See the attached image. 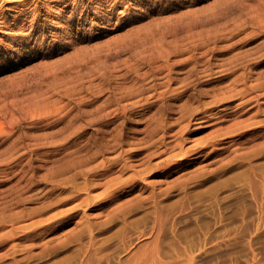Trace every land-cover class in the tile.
<instances>
[{
    "label": "rangeland",
    "instance_id": "obj_1",
    "mask_svg": "<svg viewBox=\"0 0 264 264\" xmlns=\"http://www.w3.org/2000/svg\"><path fill=\"white\" fill-rule=\"evenodd\" d=\"M0 264H264V0H0Z\"/></svg>",
    "mask_w": 264,
    "mask_h": 264
},
{
    "label": "snow or ice",
    "instance_id": "obj_2",
    "mask_svg": "<svg viewBox=\"0 0 264 264\" xmlns=\"http://www.w3.org/2000/svg\"><path fill=\"white\" fill-rule=\"evenodd\" d=\"M43 14L46 15V13H43ZM52 19L54 21V25L55 24H63V22H64L62 19H59V18L53 17ZM54 25H53V30H57V29H55Z\"/></svg>",
    "mask_w": 264,
    "mask_h": 264
}]
</instances>
